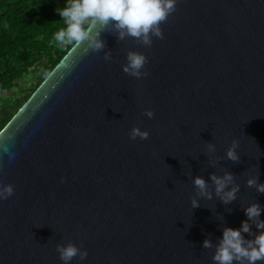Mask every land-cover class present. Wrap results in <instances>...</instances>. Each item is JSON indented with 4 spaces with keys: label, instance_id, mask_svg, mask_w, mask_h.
Segmentation results:
<instances>
[{
    "label": "water",
    "instance_id": "obj_1",
    "mask_svg": "<svg viewBox=\"0 0 264 264\" xmlns=\"http://www.w3.org/2000/svg\"><path fill=\"white\" fill-rule=\"evenodd\" d=\"M114 23L97 29L102 49L74 45L0 131V183L14 186L0 264H63L69 242L88 253L70 264H215L225 228L259 234L245 209L264 221V193L247 185L264 184V0H176L150 46ZM130 51L146 76L123 71ZM225 172L226 190L239 186L229 203L211 180Z\"/></svg>",
    "mask_w": 264,
    "mask_h": 264
},
{
    "label": "clouds",
    "instance_id": "obj_2",
    "mask_svg": "<svg viewBox=\"0 0 264 264\" xmlns=\"http://www.w3.org/2000/svg\"><path fill=\"white\" fill-rule=\"evenodd\" d=\"M176 0H67L62 8H57L65 27L54 33V41L60 47L86 44L91 50H100L104 47L103 41L99 39L100 31L107 27L110 22H115L114 27L119 30V37L123 39L126 35L136 38L145 46H150L152 36L162 38L163 33L160 24L175 11ZM99 29V30H97ZM105 59H108L106 56ZM127 63L122 66L125 73L140 78L146 76L147 72L142 71L147 63V58L143 53L130 51L126 57ZM145 115L151 118L154 113L146 110ZM149 136V132L133 127L130 131V138L137 137L144 140ZM238 142L233 141L226 152V157L233 162L239 160L236 149ZM214 150L213 145H208V151ZM233 175L225 172L222 177L211 176L215 184V192L224 203H229L236 198L239 186L236 185L230 190L228 186L233 182ZM198 189L199 196L211 198V193L207 191V182L202 177H196L193 181ZM249 187L255 186L258 192L264 193V184L257 183L255 177L247 180ZM14 193V186L0 183V200H5ZM192 206L197 207L198 201L192 200ZM261 207L258 204H251L245 209V214L249 220L255 221L259 234L252 239H245L242 233H250L251 229L247 221L241 223L239 229L225 228L222 238L216 247L212 259L215 264H264V221L258 218L261 215ZM204 248L212 247L209 240L203 242ZM56 250L63 264H70L74 257L79 256L83 261L88 253L81 250L73 243L57 245Z\"/></svg>",
    "mask_w": 264,
    "mask_h": 264
},
{
    "label": "trees",
    "instance_id": "obj_3",
    "mask_svg": "<svg viewBox=\"0 0 264 264\" xmlns=\"http://www.w3.org/2000/svg\"><path fill=\"white\" fill-rule=\"evenodd\" d=\"M66 2L0 0V131L74 46L53 39L65 27L57 8Z\"/></svg>",
    "mask_w": 264,
    "mask_h": 264
},
{
    "label": "rangeland",
    "instance_id": "obj_4",
    "mask_svg": "<svg viewBox=\"0 0 264 264\" xmlns=\"http://www.w3.org/2000/svg\"><path fill=\"white\" fill-rule=\"evenodd\" d=\"M29 80H30V77H27L25 80H23L24 81V83L25 82H29Z\"/></svg>",
    "mask_w": 264,
    "mask_h": 264
}]
</instances>
